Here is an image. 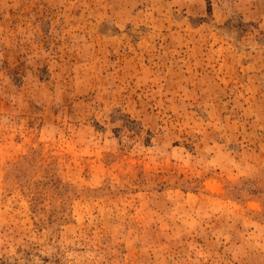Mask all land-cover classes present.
Segmentation results:
<instances>
[{
	"label": "rangeland",
	"instance_id": "1",
	"mask_svg": "<svg viewBox=\"0 0 264 264\" xmlns=\"http://www.w3.org/2000/svg\"><path fill=\"white\" fill-rule=\"evenodd\" d=\"M0 264H264V0H0Z\"/></svg>",
	"mask_w": 264,
	"mask_h": 264
}]
</instances>
